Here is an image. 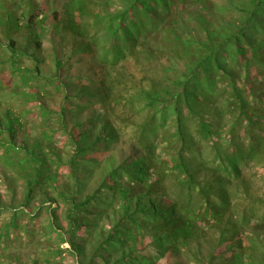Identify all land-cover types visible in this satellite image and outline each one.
<instances>
[{"label": "rangeland", "instance_id": "374dc122", "mask_svg": "<svg viewBox=\"0 0 264 264\" xmlns=\"http://www.w3.org/2000/svg\"><path fill=\"white\" fill-rule=\"evenodd\" d=\"M82 1L0 0V23L7 12L22 19L34 5L40 23L38 39L27 28L0 24V120L10 112L21 116L14 135L19 143L37 144L45 173L57 174L55 180L42 175L28 199L25 171L14 168L16 163L7 167L0 146V226L18 212L8 235L0 236V264H114V257L121 256L117 250H96L112 225L125 228L117 248L135 249L119 264H186L188 257L194 264H264V63L244 67L229 60L226 72L213 67L214 80L196 99L191 96L198 83L185 97L176 95L174 86L181 69L205 51L208 33L233 29L248 0H166L159 5L160 17L151 10L153 3L135 19V24L143 22L142 30L140 24L130 26L136 42L127 41L132 39L129 31L118 23L113 35L107 16H99L120 10L126 0ZM54 12L59 13V28L54 27ZM10 40L20 51L18 58L8 48ZM232 71L239 74L243 103L231 89ZM147 93L156 98L154 105L147 103ZM63 100L69 132L79 138L88 130L89 141L102 138L77 157L76 167L70 163L75 144L59 120ZM204 122L213 128L212 135L205 134ZM106 124L111 139L105 136ZM137 149L154 168L158 190L151 195L185 214L205 210L196 182L216 186L218 174L224 176L210 195L220 208L227 203L221 225L211 221L203 232L209 243L199 250L193 243L182 254L159 252L144 216H138L141 228L123 216L121 188L139 192L126 171ZM182 160L194 176L192 187L179 181L186 178L176 166ZM234 163L237 171L222 170ZM68 192L76 202L88 198L72 217ZM54 210L61 227L54 224ZM204 224L202 218L196 221L201 228ZM216 242L220 246L209 260ZM109 250L113 256H107Z\"/></svg>", "mask_w": 264, "mask_h": 264}, {"label": "trees", "instance_id": "16d2710c", "mask_svg": "<svg viewBox=\"0 0 264 264\" xmlns=\"http://www.w3.org/2000/svg\"><path fill=\"white\" fill-rule=\"evenodd\" d=\"M165 1L166 0H126L125 6L120 5V10H116V12H108L99 16H107L109 25L113 28L109 30L113 35L118 33V27L116 26L118 23V26L121 27L122 30L127 29V31H129L128 36L132 39H128L127 41L136 42L137 40L132 35L134 32H130V26L140 24V31L142 30L143 22L135 24V19H138L142 15V9L148 11L150 7L152 8L151 5L156 3L155 9L151 10H154L156 15H159L158 17H160L159 11L162 9L160 6L165 4ZM77 2L83 1L77 0ZM168 2L170 3V0ZM35 7L36 6L34 5L29 9V11L21 14L23 17L22 19L17 18L16 15L11 12H7L5 15L6 18H2L0 24L6 26L7 29L10 26L15 29L19 28L20 26L27 28V30L30 31V33L33 34L36 39H38V28L40 23L37 19L39 15L37 13H32V9L35 10ZM240 10L242 13L240 16V22L234 26L233 29H230L231 25L224 28L226 34L220 30H217V32H209L206 41L207 44H204L206 45L205 51L201 50V54L199 53L198 59L189 63L186 69H181V71L177 74L176 81L174 82V86L178 87L176 95L185 97L186 93L191 92V85L198 83L196 87V93L191 96L192 99H196L197 93L201 91L206 86V84H211V82L214 80V77L210 74L213 67L216 66L218 69L226 72L229 60L239 62V64L243 65L244 67H250L253 65L254 61L264 63V50L261 49V46L264 47V0H248V3L243 4V6L240 7ZM54 16V27L59 28V13L54 12ZM164 18L165 17L163 16L162 20H164ZM228 30L229 33L227 34ZM215 36L219 37L217 38L219 39L218 42H213ZM38 41L39 40H37V42ZM209 42L211 43L208 45ZM38 45H40V42H38ZM204 45L202 46L204 47ZM8 48L14 58L19 57L20 51L16 47L14 40L9 41ZM87 49L90 50L91 46L88 45ZM257 71L259 72V70ZM229 75L233 80L231 89L234 93V97L237 98L240 103H243L244 100L242 96L244 90L240 87L241 84L239 82V74L235 75V73L232 71L229 72ZM37 77L40 78V75ZM167 91L171 90L167 89L166 92ZM146 96L149 99L147 100L149 105H154L157 101L155 100L156 98L151 97V95L148 93ZM191 101L197 102V100ZM65 103L66 100H63L61 108L58 112L59 120L63 125V128L65 127L66 134L69 135L70 139L75 144V153L70 163H72V167H76L77 157L87 154L93 145H95V143L100 141L102 138L100 135H98L95 139L89 141V135L87 134L88 130H85L83 133H81V137L79 136V138H76L72 132H69L67 128L68 124L66 120V113L64 112ZM22 123L21 116L16 115L13 112H10V114L6 113L4 115L3 120H0V133H6V136H2L0 138V146L5 147L2 153V158H4L7 167L16 163V166H13L14 168L20 167L25 171L23 176L27 181V197L29 199L31 197L30 193L33 191L34 187H36L41 182L42 175H44L46 179L50 178L51 180H55L57 178V174L45 173V170H47L45 167L46 161L44 154L38 151L37 144L29 146L28 144H25L26 139H22V141L19 143L17 136H15L14 133L17 127H21ZM15 124L17 125L15 126ZM80 125L83 124L81 123ZM202 126L205 129L204 132L207 134V136H210L214 133L213 128L209 123L204 122L202 123ZM107 128H109V126L106 124L104 127V129H106L105 136L107 139H111L112 134L111 132L107 131ZM231 158L232 157H230L229 160L231 162H235L231 160ZM227 159L223 157L222 162L226 163ZM135 162L136 164H134ZM236 163L232 164V166L225 165L226 167L222 170L229 174L232 173L231 170H228L229 168L237 171L239 168ZM187 164L188 163L183 160L176 164V166L180 167L179 170L182 169L180 174L183 173L186 177H180L179 181L181 184H184V182L186 184L188 182V186L192 187L191 181L194 180V176L190 172L189 165ZM126 171H130L132 177L131 181L136 183L134 187L138 188L139 192L137 195L131 194V186L121 188V192L123 193L122 199L125 203L123 206V216L128 217V219L132 221V224L137 225L138 228H141V223L138 222V216L143 215V219L150 223V226H152V229L155 231L153 234L155 238L152 240V242L157 245L159 252L168 250L170 252L182 254L183 252H186V249L192 250L194 248L193 243L197 250H199V246L203 245L205 242L206 244L209 243L206 239H203V232L208 228L211 221L217 222L218 226L221 225V221L219 220L222 217L221 212L222 209L227 206L226 203L224 207L220 208L218 207L217 202L211 200L210 198L212 193L216 194V186L221 185L223 182L224 176L222 174H218V182H216V186L215 184L212 185L209 182H196L195 189L199 187V191L196 194H201V199L206 204L205 210L201 212L198 211L199 213H197V211H195V213H191L192 210H189V213L185 214L184 211L180 210L179 206H176V204L167 205L161 202L159 203L158 196L156 195L153 197V195H151L158 190L157 181H153L154 168L151 167V163L147 159L144 161V157L141 153H139L138 149L136 150V154L131 156L128 162V170L126 168ZM217 195L219 196L218 193ZM132 198H135V208L133 209L132 213H130L129 210L131 209V203L133 200ZM65 199L72 205L74 210L69 213V216L75 212L76 208L88 202V198H85L84 201L76 202L75 197L69 192ZM225 209H227V207ZM185 210H188V207L185 208ZM17 213V211L14 212L11 220L6 222L5 225L0 226V236L8 235L10 228L16 224L15 219L17 218ZM52 214L54 216V224L58 227H61L56 217V210H54ZM201 218L205 220V224L202 228L196 225V221L200 220ZM124 229L125 228L123 227L118 228V226L112 225L111 232L108 235H102L103 240L99 243V246L96 249L100 251L105 249L108 250L109 248L117 250L121 256L114 257V264L121 263L135 250L131 247L117 248V244L120 242L121 234L124 232ZM161 231L164 233H161ZM127 236H131L129 231L127 232ZM174 240L176 241L174 242ZM218 246H220L218 242L213 244L212 251H210L209 258L207 259L210 260L212 257H214V255H216ZM100 255L104 256L102 252ZM113 255V252L109 250L107 256ZM104 257L106 260L107 258H110L106 256ZM186 264H194V262L190 257H188Z\"/></svg>", "mask_w": 264, "mask_h": 264}]
</instances>
